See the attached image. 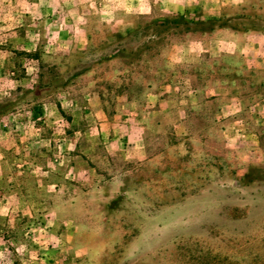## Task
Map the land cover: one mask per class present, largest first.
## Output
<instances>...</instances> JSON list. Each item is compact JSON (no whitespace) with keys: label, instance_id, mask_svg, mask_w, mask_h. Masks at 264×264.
I'll return each instance as SVG.
<instances>
[{"label":"rangeland","instance_id":"374dc122","mask_svg":"<svg viewBox=\"0 0 264 264\" xmlns=\"http://www.w3.org/2000/svg\"><path fill=\"white\" fill-rule=\"evenodd\" d=\"M0 0V264H264V0Z\"/></svg>","mask_w":264,"mask_h":264},{"label":"crops","instance_id":"0c3cea01","mask_svg":"<svg viewBox=\"0 0 264 264\" xmlns=\"http://www.w3.org/2000/svg\"><path fill=\"white\" fill-rule=\"evenodd\" d=\"M181 2H182V6H183V7H186L187 5L191 4V3H190L191 0H181ZM149 3H150V0H149Z\"/></svg>","mask_w":264,"mask_h":264}]
</instances>
